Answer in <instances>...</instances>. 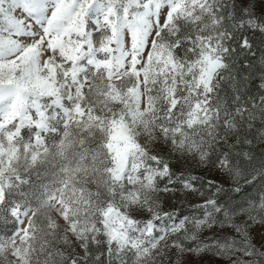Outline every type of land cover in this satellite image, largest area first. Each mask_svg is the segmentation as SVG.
<instances>
[{
  "label": "snow or ice",
  "instance_id": "6c2138e0",
  "mask_svg": "<svg viewBox=\"0 0 264 264\" xmlns=\"http://www.w3.org/2000/svg\"><path fill=\"white\" fill-rule=\"evenodd\" d=\"M0 264H264V0H0Z\"/></svg>",
  "mask_w": 264,
  "mask_h": 264
},
{
  "label": "rangeland",
  "instance_id": "374dc122",
  "mask_svg": "<svg viewBox=\"0 0 264 264\" xmlns=\"http://www.w3.org/2000/svg\"><path fill=\"white\" fill-rule=\"evenodd\" d=\"M185 211H187V209H185Z\"/></svg>",
  "mask_w": 264,
  "mask_h": 264
}]
</instances>
